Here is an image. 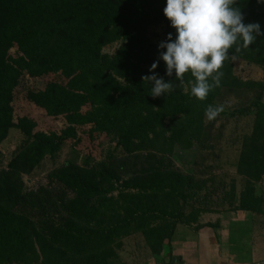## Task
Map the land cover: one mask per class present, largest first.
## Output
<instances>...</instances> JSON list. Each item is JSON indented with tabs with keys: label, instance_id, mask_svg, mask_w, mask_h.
I'll return each instance as SVG.
<instances>
[{
	"label": "trees",
	"instance_id": "obj_1",
	"mask_svg": "<svg viewBox=\"0 0 264 264\" xmlns=\"http://www.w3.org/2000/svg\"><path fill=\"white\" fill-rule=\"evenodd\" d=\"M166 4L0 0V142L11 129L24 136L18 154L0 172V262L110 264L123 239L137 233L158 254L174 224L183 223L177 202L185 198L181 187L193 181L172 170L175 145L201 129L205 109L222 88L260 83L237 78L230 59L220 87L206 100L185 93L160 59L159 44L169 33L173 40L177 35L164 15ZM235 6L245 24L259 23L264 32V3L237 0ZM161 23L165 38L155 43L148 27ZM117 40L115 55H103L102 48ZM236 59L264 67V36L241 48ZM153 74L174 82L176 90L153 98V85L142 79ZM184 79L194 78L189 73ZM17 103L31 113L15 111ZM256 114L238 164V171L254 180L264 174V107ZM41 116L62 118L65 125L42 130ZM103 139L115 141V147L106 151ZM64 145L81 155L78 162L66 160L26 188L22 176ZM248 193L239 208L255 210L257 201ZM159 220H173L169 234L159 229Z\"/></svg>",
	"mask_w": 264,
	"mask_h": 264
},
{
	"label": "rangeland",
	"instance_id": "obj_2",
	"mask_svg": "<svg viewBox=\"0 0 264 264\" xmlns=\"http://www.w3.org/2000/svg\"><path fill=\"white\" fill-rule=\"evenodd\" d=\"M148 37L155 43L164 40L165 25L161 23L148 27ZM120 45V40L110 42L101 52L112 57ZM231 62L237 78L260 85L249 88H222L211 105H223L224 111L211 122L204 114L201 131L198 128L189 131L184 135L181 143L175 145L170 162L175 168L172 170L190 175L193 181L189 188L181 187L185 198L177 202L178 205H182L183 223L195 222L202 215L209 213L245 211L239 208V204L242 194H249V189L257 202L255 210L246 211L264 219V174L254 180L246 178L238 171L243 145L256 125V111L260 106L264 107V67L236 58ZM17 104L15 111L31 113L28 112L27 107L21 106V103ZM40 118L43 123L42 130L45 131H60L65 125L62 118L43 116ZM198 131L200 133H197ZM187 136L190 137L189 141H186ZM23 141L22 133L11 129L6 138L0 142V172L5 170L18 154ZM103 141L106 143L104 144L106 151L115 147V141L111 139H103ZM79 157L80 154H74L64 145L59 152L47 155L29 174L22 176L26 188L53 172L64 161L78 162ZM117 194V191L114 192V196ZM173 223V220L167 222L159 220L157 226L159 224V229H163L164 234H169ZM178 223L176 222L174 226ZM138 234L141 235L137 233L123 239L121 248L116 251L110 264L116 263L118 252L125 245L123 242ZM130 241L134 240L130 239ZM0 264L15 263L0 262ZM32 264L47 263L44 259H39Z\"/></svg>",
	"mask_w": 264,
	"mask_h": 264
},
{
	"label": "clouds",
	"instance_id": "obj_3",
	"mask_svg": "<svg viewBox=\"0 0 264 264\" xmlns=\"http://www.w3.org/2000/svg\"><path fill=\"white\" fill-rule=\"evenodd\" d=\"M236 3L237 0H167L163 10L177 33L174 40L169 33L167 40L159 44L160 59L167 66L166 74L172 77L175 72L176 81L184 92H190L200 101L220 87L225 62L235 59L241 48H249L257 36H264L259 23H244ZM233 48L235 54L230 56ZM157 67L158 62L153 63L150 71L155 73ZM189 73L194 79L185 82L184 77ZM142 79L153 85L150 94L153 98L176 90L174 82H165L156 74ZM223 111V105H208L205 117L211 122Z\"/></svg>",
	"mask_w": 264,
	"mask_h": 264
},
{
	"label": "crops",
	"instance_id": "obj_4",
	"mask_svg": "<svg viewBox=\"0 0 264 264\" xmlns=\"http://www.w3.org/2000/svg\"><path fill=\"white\" fill-rule=\"evenodd\" d=\"M130 239L115 264H264V219L247 211L209 213L177 224L158 254L142 235Z\"/></svg>",
	"mask_w": 264,
	"mask_h": 264
}]
</instances>
